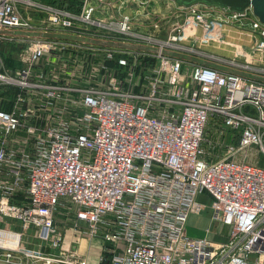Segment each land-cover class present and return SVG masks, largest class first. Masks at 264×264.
Segmentation results:
<instances>
[{"label": "built area", "instance_id": "obj_1", "mask_svg": "<svg viewBox=\"0 0 264 264\" xmlns=\"http://www.w3.org/2000/svg\"><path fill=\"white\" fill-rule=\"evenodd\" d=\"M178 6L0 0V264H264V22Z\"/></svg>", "mask_w": 264, "mask_h": 264}, {"label": "rangeland", "instance_id": "obj_2", "mask_svg": "<svg viewBox=\"0 0 264 264\" xmlns=\"http://www.w3.org/2000/svg\"><path fill=\"white\" fill-rule=\"evenodd\" d=\"M227 29H228L227 32L230 34V36H228L229 40H231L232 42H236L238 44L239 43L243 44L244 45L243 47H245V48H248V49L251 48L252 40L255 37L250 35L249 32L247 30H245L247 28H244L243 26L238 24L237 26H233V28L231 30H230V28H227ZM209 47H210V49H213L216 51L218 50L216 42H212V44ZM22 48H23L22 46H17V45L10 44L7 42H3V43L0 42V57H1L4 65L7 68H10L11 70H17V69L21 68L22 63H21L19 55L22 51L21 50ZM232 51H234V48H231L228 46V50L226 51L227 52L226 54H229ZM220 52L224 53L223 50H220ZM14 73H16V72H14ZM4 106L6 107L7 104ZM208 215L210 216L209 209L206 212H202L199 214L192 215L189 225L193 226V228L188 230L192 236L199 237L200 235H202L201 231H199V230L194 231L195 230L194 227L203 229L204 231L207 230V228L211 224V221H209V219L208 220L206 219V217ZM214 223H215V221H214ZM16 224L19 225V223H16ZM58 224L60 225V223H58ZM226 236H227V234L226 235L224 234V237H226ZM84 238H86V237H82V240ZM220 239H222V237ZM86 242H87V240L85 239L83 243L79 244L77 241H73L71 233L67 234V240H66L67 245L66 246H68L69 248H72V249H77L82 255H84V252L86 251V246H87ZM97 251L98 252H97V254L95 253L94 257L98 261L100 250L98 249ZM105 264H108V263H105Z\"/></svg>", "mask_w": 264, "mask_h": 264}, {"label": "crops", "instance_id": "obj_3", "mask_svg": "<svg viewBox=\"0 0 264 264\" xmlns=\"http://www.w3.org/2000/svg\"><path fill=\"white\" fill-rule=\"evenodd\" d=\"M41 1L51 2L52 0H41ZM146 1H148V6H150L151 12L153 13L152 16H155V17H162L165 15H170L171 13H174L179 8L178 4L173 0H146ZM73 7L75 8L74 3H73ZM28 17L31 20H37L39 18H42L43 15L38 13V12L33 11L32 13L29 14ZM206 219L208 220L207 217H206ZM191 228H193V226L189 225V229H191ZM194 228H195L194 231L199 230L202 232V235L206 234V230L204 231L203 229H200L197 227H194ZM215 230L217 232L215 234H213V237H215L217 240H224L225 239L224 233L227 232L228 228L224 224L218 223L217 228ZM219 231H220V233L218 234ZM68 233H69V231H68ZM221 237H222V239H220ZM85 239L87 240V242H86L87 246H86V251L84 252V254L88 257V259L90 260V262L92 264H98V261L94 256H95V253L97 254V252H98L97 250L99 249L100 240L99 239H90V238H84L82 240V238H80V244L83 243Z\"/></svg>", "mask_w": 264, "mask_h": 264}, {"label": "water", "instance_id": "obj_4", "mask_svg": "<svg viewBox=\"0 0 264 264\" xmlns=\"http://www.w3.org/2000/svg\"><path fill=\"white\" fill-rule=\"evenodd\" d=\"M181 6L205 4L227 12L245 13L251 9L253 14L264 22V0H173Z\"/></svg>", "mask_w": 264, "mask_h": 264}]
</instances>
